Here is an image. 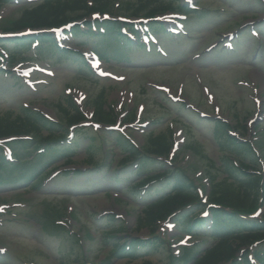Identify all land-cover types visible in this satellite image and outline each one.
Segmentation results:
<instances>
[{
    "label": "rangeland",
    "instance_id": "1",
    "mask_svg": "<svg viewBox=\"0 0 264 264\" xmlns=\"http://www.w3.org/2000/svg\"><path fill=\"white\" fill-rule=\"evenodd\" d=\"M172 1L187 5L193 14L158 16L156 23L148 14H135L138 0H112L99 12L100 18H92L95 10L80 19L71 14L75 19L68 20L78 21L85 32L92 30L87 23L99 28L95 21L103 19L121 28L127 20L139 31L159 28L166 18L182 22L178 36H157L155 51L136 47L135 42L125 45L117 41L119 34L98 36L92 31L90 38L74 37L65 29L60 36L62 55L52 54V48L38 53L31 42L23 51L25 57L13 66L7 53L13 54L15 47L5 45V52L0 45L1 115L32 109L54 123H65L62 106L72 99L87 116L82 126L61 127L67 139L58 151L51 150L57 157L46 145L39 146L38 135L25 140L17 152L0 141V264H185L177 253L181 243L201 240L200 248H205L208 239L181 234L168 220L154 219V235L161 242L152 253L134 260L118 256L116 240L105 236L113 230L124 242L151 235L139 220L146 204L137 200L148 196L127 192L141 176L133 163L131 173L122 177L126 174L121 161L128 144L150 148L149 138L161 132L173 134L165 167L205 197L210 175L221 180L234 179L235 174L241 179L258 171L264 180V0ZM39 2L15 0L2 6L0 32L8 31L24 9ZM24 68L33 69L30 76H20ZM97 70L105 76H98ZM103 92L118 115L112 126L94 122L96 100ZM130 112L135 122L126 120ZM223 130L234 140L224 141ZM121 133L127 144L121 143ZM92 155L98 162L88 161ZM32 167L36 169L29 170ZM147 168L160 169L158 164ZM232 170L233 176L228 173ZM260 203L257 211L263 214L264 199Z\"/></svg>",
    "mask_w": 264,
    "mask_h": 264
},
{
    "label": "trees",
    "instance_id": "2",
    "mask_svg": "<svg viewBox=\"0 0 264 264\" xmlns=\"http://www.w3.org/2000/svg\"><path fill=\"white\" fill-rule=\"evenodd\" d=\"M15 0H0V9L2 6ZM97 4L96 7H91L89 3ZM112 0H42L38 4L23 10L21 16L13 21L10 31H21L25 28L31 29H49L53 26L65 24L71 14H76V18L89 15L91 11H102L107 8ZM180 11L191 14L187 5L175 3L172 0H138L135 14L141 12L150 16L162 14L171 11ZM75 19V18H73ZM88 25L90 23H87ZM105 32L99 30V34L104 36L119 34L117 41L130 43L131 41L121 34L120 26L107 21L101 24ZM74 35L79 37L85 35L90 37L92 30L89 33L84 32L81 26H76ZM34 37V36H32ZM33 41L31 37L16 38L11 40H0L1 44H10L15 47V52L10 53V61L12 64L18 61V58L23 57V51ZM41 44L36 51L38 53H48L49 48H52V54L57 56L62 55V49H59L54 38L49 35H38V40ZM41 48V50H38ZM45 50V53L42 51ZM51 54V53H50ZM105 93H101L96 100L94 119L103 125H114L117 122L118 115L114 113V109L106 104ZM68 104L62 106L65 114V123H54L44 114L27 109L23 113H15L7 111L3 115L0 114V139L17 137L12 140L10 145L16 149L25 147L26 141L20 139L23 136H40V145L48 147L50 155L51 150H57L60 142L65 143L67 137L66 132L61 130L64 125L68 128L78 126L87 117L73 102L68 99ZM108 106V107H107ZM127 121H135L134 112H130L126 117ZM47 132V134H45ZM121 143L127 144V138L119 134ZM222 139L234 140L224 130L221 134ZM172 131L161 132L160 134L152 135L149 138L150 148H141L140 150L134 147L131 143L125 148L127 155L121 161L122 171L125 172L122 177L129 175V165L134 163L137 174L141 176L139 182H134L128 188L133 196H148L147 199H141L145 202L144 216L140 217V225L147 227L151 232L148 237L132 238L131 241H119L120 239L113 233V230L108 231L105 236L115 241L114 248L116 254L121 257H129L130 260L140 258L146 254L152 253L161 242L157 235H154L155 225L154 219L159 222L166 220L173 221L181 233L190 236L206 238L209 240L205 248L201 249V240L199 244L193 246H183L180 256L181 261L186 264H250V254L254 252V257L260 264H264V213L260 219L255 217L257 208L261 200V193L264 191V180L261 173L247 172L241 175V179H237L234 173L235 170L228 172L233 176L225 177L218 180L216 175H210V189L207 200L203 201L201 193L195 186L186 180L182 181L177 172L173 168H166L165 165L169 159L172 147ZM224 139V141H225ZM22 141H25L22 143ZM236 141V140H235ZM238 142V141H237ZM247 144L243 142H238ZM62 145V144H61ZM62 147V146H60ZM59 147V148H60ZM195 147H197L195 145ZM27 149H29L27 147ZM58 151V150H57ZM57 157V155H55ZM92 163L98 162L93 155L88 158ZM72 160L69 159L68 163ZM0 164H3V159L0 158ZM158 164L159 170H152L150 165ZM215 167V163L210 164ZM35 167V166H34ZM152 167V166H151ZM31 168L29 170H35ZM215 169V168H214ZM232 177V178H233ZM168 178L167 181L164 179ZM25 180V179H24ZM261 184V185H260ZM262 188H260V187ZM148 187V188H145ZM146 189L148 192H144ZM137 199V198H136ZM139 200V199H137ZM208 212L204 216V212ZM121 229V228H117ZM261 245V247H260ZM263 245V246H262ZM258 247L257 250H250ZM244 249V250H241ZM144 251V253L142 252ZM238 253H241L238 257ZM143 264H152L151 261H144Z\"/></svg>",
    "mask_w": 264,
    "mask_h": 264
}]
</instances>
